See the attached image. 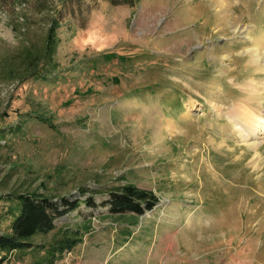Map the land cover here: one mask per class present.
<instances>
[{"label":"rangeland","instance_id":"1","mask_svg":"<svg viewBox=\"0 0 264 264\" xmlns=\"http://www.w3.org/2000/svg\"><path fill=\"white\" fill-rule=\"evenodd\" d=\"M51 27L55 73L18 75ZM240 103L264 109V0H0V231L13 194L93 195L34 238L82 229L54 264H264V129L239 133ZM126 182L159 202L111 213Z\"/></svg>","mask_w":264,"mask_h":264},{"label":"trees","instance_id":"2","mask_svg":"<svg viewBox=\"0 0 264 264\" xmlns=\"http://www.w3.org/2000/svg\"><path fill=\"white\" fill-rule=\"evenodd\" d=\"M57 46L58 39L54 28L51 27L42 48L35 50L31 46H26L19 54L22 70L17 74L21 73L23 77L37 76L40 78L54 74L59 65L54 58ZM23 77L20 79L23 80ZM90 189L92 188H83L85 191ZM92 190L99 192L101 188ZM109 193L110 198L106 203L110 204V211L114 214L129 211L140 216L159 202L153 191L139 187L133 182L116 186L110 189ZM12 197L17 207L9 210V215L12 217L10 224L5 231H0V264H3L8 255L15 251L22 253L28 250L43 252L39 257H35L32 264H54L56 260L63 257L65 252L80 242L79 239L83 235L82 229L63 226L48 244L37 243L34 238L48 235L57 227L55 220L75 210L80 202L84 201L92 206L95 203L93 195L86 199L76 200L63 197L59 204L40 193H19L13 194Z\"/></svg>","mask_w":264,"mask_h":264},{"label":"bare ground","instance_id":"3","mask_svg":"<svg viewBox=\"0 0 264 264\" xmlns=\"http://www.w3.org/2000/svg\"><path fill=\"white\" fill-rule=\"evenodd\" d=\"M252 56H254V54ZM256 61H257V59H256ZM241 103L236 105V106H234V109H233V111H232V113L230 114L229 117H230V119H233V117L235 118V115H237L239 113V111H241V109L244 110V112H246L248 119L253 116L252 122H249L248 120H246L247 122H242L240 120V118L238 119L237 123H240V125H239L240 126L239 127L240 132L239 131L238 132L239 133H243L244 136L246 137V139L249 140L253 146H258V144L261 143L259 138H260V135L263 134L262 129H264V109L259 108L258 113L254 114V111L250 110L251 107H247V106L245 107ZM256 157H257V155L255 156V158ZM258 159L259 158H256L254 160V164L256 166L258 165V162H257Z\"/></svg>","mask_w":264,"mask_h":264},{"label":"crops","instance_id":"4","mask_svg":"<svg viewBox=\"0 0 264 264\" xmlns=\"http://www.w3.org/2000/svg\"><path fill=\"white\" fill-rule=\"evenodd\" d=\"M254 25H257V22L256 23H254ZM260 24L258 23V26H259ZM232 27H233V25H232Z\"/></svg>","mask_w":264,"mask_h":264}]
</instances>
